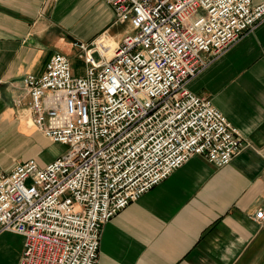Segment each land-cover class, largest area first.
I'll list each match as a JSON object with an SVG mask.
<instances>
[{"label":"built area","instance_id":"built-area-1","mask_svg":"<svg viewBox=\"0 0 264 264\" xmlns=\"http://www.w3.org/2000/svg\"><path fill=\"white\" fill-rule=\"evenodd\" d=\"M109 2L130 26L122 40L76 42V74L71 57L53 53L14 100L68 146L45 165L27 158L0 170V233L24 236L17 264H98L103 226L120 210L192 156L223 166L249 145L188 83L264 19V2Z\"/></svg>","mask_w":264,"mask_h":264},{"label":"crops","instance_id":"crops-1","mask_svg":"<svg viewBox=\"0 0 264 264\" xmlns=\"http://www.w3.org/2000/svg\"><path fill=\"white\" fill-rule=\"evenodd\" d=\"M125 24L109 0H0V170L22 161L9 141L20 146L30 128L42 134L14 102L25 74H41L57 51L74 54L75 42L120 41ZM188 87L208 96L249 145L223 166L192 156L120 210L103 226L98 264H264V219L255 216L264 209V19ZM23 249L22 234L0 233V264H17Z\"/></svg>","mask_w":264,"mask_h":264},{"label":"rangeland","instance_id":"rangeland-1","mask_svg":"<svg viewBox=\"0 0 264 264\" xmlns=\"http://www.w3.org/2000/svg\"><path fill=\"white\" fill-rule=\"evenodd\" d=\"M125 28H127L129 30L130 26L128 24H125ZM109 42L112 43L113 40L108 41V43ZM57 52H60V51H57ZM62 53H64V52H62ZM77 53H78V51H75V53L72 55L67 54L69 57H71L74 74L82 72L83 71V65H84L83 60L77 56ZM17 108L19 111L22 110V114L26 113L24 109H22V108L19 109V107H17ZM27 114H29V113H26L25 115H27ZM24 124L26 126V122ZM27 131L33 133L34 137L28 136V137L24 138V140L20 142V146H17V147L15 146L18 143L17 141L12 143L13 140H11V143H10V141L8 142V146H7L8 152L10 151V154L15 156L18 160H23V159L25 160V158L27 159V157H29V158H36L38 160V162L41 163L40 159L44 156V154L48 153L49 151L53 153L51 158H50V160H53L54 158H56V156L62 154L68 148L67 145H64L61 143L57 144L54 141H52L51 139L43 137L42 134H40L38 131H34L33 128H30ZM32 139H34V141ZM46 160L47 159H45L43 161H46ZM6 238L8 240H11L10 236H6ZM11 255H12L11 252H8V258H10Z\"/></svg>","mask_w":264,"mask_h":264}]
</instances>
